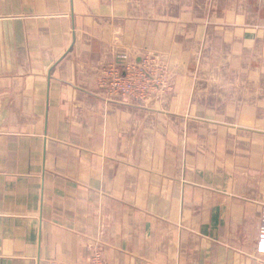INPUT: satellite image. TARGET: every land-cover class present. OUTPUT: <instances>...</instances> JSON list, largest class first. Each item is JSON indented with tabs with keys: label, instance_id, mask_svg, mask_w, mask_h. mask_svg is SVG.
<instances>
[{
	"label": "crops",
	"instance_id": "1",
	"mask_svg": "<svg viewBox=\"0 0 264 264\" xmlns=\"http://www.w3.org/2000/svg\"><path fill=\"white\" fill-rule=\"evenodd\" d=\"M263 206L264 0H0V264H251Z\"/></svg>",
	"mask_w": 264,
	"mask_h": 264
},
{
	"label": "built area",
	"instance_id": "2",
	"mask_svg": "<svg viewBox=\"0 0 264 264\" xmlns=\"http://www.w3.org/2000/svg\"><path fill=\"white\" fill-rule=\"evenodd\" d=\"M156 57L145 55L139 61L123 62L122 65L109 63L103 68L106 87L122 98L144 100L152 94H160L169 86V74L163 63H153ZM152 63V64H151ZM257 257L251 264H264V206L261 210V223L255 248ZM86 264H107L101 250L94 249Z\"/></svg>",
	"mask_w": 264,
	"mask_h": 264
},
{
	"label": "rangeland",
	"instance_id": "3",
	"mask_svg": "<svg viewBox=\"0 0 264 264\" xmlns=\"http://www.w3.org/2000/svg\"><path fill=\"white\" fill-rule=\"evenodd\" d=\"M157 60H159L160 62L159 63H163L165 66H166V64L162 61V60H160V59H157ZM157 60H151L153 63H156V61ZM132 62H134L135 60L133 59V60H131ZM152 64V63H151ZM167 67V66H166ZM167 72H168V69H167ZM168 74H169V72H168ZM104 79V76H103V70H102V75H101V77H100V81H101V83L103 84V85H105V83H103V80ZM170 81H171V77H170V74H169V84H170ZM106 86V85H105ZM106 89H107V91H108V93L110 94V95H113V96H118V97H121L120 95H116L115 93H112V92H110V90L106 87ZM166 92V90L164 89V91H162L160 94H162V93H165ZM152 96V94L149 96V97H151ZM148 99H150V98H147V99H144L143 101H146V100H148Z\"/></svg>",
	"mask_w": 264,
	"mask_h": 264
}]
</instances>
